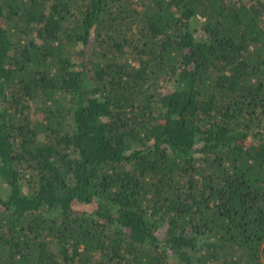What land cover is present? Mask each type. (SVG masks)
<instances>
[{
	"label": "trees",
	"instance_id": "trees-1",
	"mask_svg": "<svg viewBox=\"0 0 264 264\" xmlns=\"http://www.w3.org/2000/svg\"><path fill=\"white\" fill-rule=\"evenodd\" d=\"M0 264H264V0H0Z\"/></svg>",
	"mask_w": 264,
	"mask_h": 264
},
{
	"label": "rangeland",
	"instance_id": "rangeland-1",
	"mask_svg": "<svg viewBox=\"0 0 264 264\" xmlns=\"http://www.w3.org/2000/svg\"><path fill=\"white\" fill-rule=\"evenodd\" d=\"M43 138H44V137L40 135V136H38L37 139H38L39 141H43ZM4 187H5V186H4ZM4 187H3V188H4Z\"/></svg>",
	"mask_w": 264,
	"mask_h": 264
}]
</instances>
